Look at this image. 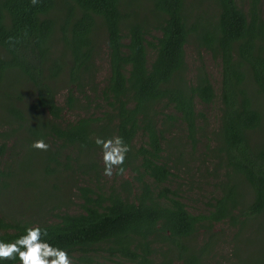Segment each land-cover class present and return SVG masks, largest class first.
<instances>
[{
    "label": "trees",
    "instance_id": "1",
    "mask_svg": "<svg viewBox=\"0 0 264 264\" xmlns=\"http://www.w3.org/2000/svg\"><path fill=\"white\" fill-rule=\"evenodd\" d=\"M260 1L0 0V48L6 53L0 55V80L9 75L30 84L33 97L25 103L22 93L13 95L0 121L8 124L0 129V202L11 198L16 191L11 178L21 181V173L25 183L34 172L68 177L58 181L64 183L74 171L88 169L97 181L103 173L98 137L123 138L129 151L117 168L133 173L131 181L111 185L107 192L80 187L81 210L76 213H53L62 201L41 208L42 197L37 201L42 212L35 217L23 215L29 211L25 206L19 208L27 209L24 213L7 211L0 216V243H13L26 228L39 227L41 240L67 255L77 252L86 262L93 258L89 252L106 246L110 256L129 264H152L154 255L157 264H219L216 250L230 239L215 225L225 224L233 229L232 243H258L264 251ZM97 30L108 64L101 84L93 80ZM189 43L219 60L217 97L201 59L194 79L187 78ZM216 98L219 124L201 162L207 159L216 173L218 195L206 202L205 211L191 213L180 195L164 186L176 162L168 164L163 153L173 145L177 150L167 138L173 131L195 145L203 130L197 121L204 116L196 103L208 105ZM75 110L73 119L65 116ZM138 133L145 143L135 147ZM41 139L46 150L32 147ZM16 198L12 200H20ZM49 214L56 220L47 221ZM13 257L0 258V264H20L15 253ZM244 258L264 264V252L225 261L240 264Z\"/></svg>",
    "mask_w": 264,
    "mask_h": 264
},
{
    "label": "rangeland",
    "instance_id": "2",
    "mask_svg": "<svg viewBox=\"0 0 264 264\" xmlns=\"http://www.w3.org/2000/svg\"><path fill=\"white\" fill-rule=\"evenodd\" d=\"M245 1V0H243ZM260 7L262 14L264 16V0L260 1ZM157 35V32H153ZM95 42L98 46V56L95 58V68L93 80L97 84H101L107 76L108 73V64L106 59V45L103 39L101 30H97L95 33ZM0 55L6 57V53L0 48ZM152 56L149 57L151 60ZM201 59L204 64V69L209 75L211 84L213 86L216 97L218 96L220 90V76L221 68L220 62L218 59H214L210 54L193 43H189L185 46V60L187 64V78L190 80L194 79L196 72V67L198 65V60ZM17 80L13 79L9 75L0 80V121L5 118L6 107L8 105L9 99L13 98V95L18 92L22 93L23 99L22 102L28 103L32 100V90L28 87L30 84H22L21 82H16ZM25 83V82H24ZM60 90V89H59ZM58 103L61 102V94L57 95ZM27 101V102H26ZM219 100L216 98L211 104L203 105L201 103H196V110L203 113V117H199L197 124L202 126L203 130L198 132L196 135L197 141L192 147L189 140H185L181 134V131H173L170 135H167V138H170L172 143L174 142L177 150L174 145L173 148H169L168 153L165 148H168V142H163L162 146L165 151L166 161L170 164L172 161V171L174 175L170 178L169 182L165 183L164 186L168 187L170 190H175L178 195H180L181 200L186 204L187 209L191 213L203 212L206 210V202L211 201L213 197L218 195L217 189V178L216 173L212 170L210 162L206 159L204 162L202 158L205 157L206 146L210 144V138L212 137V132L216 130L218 126V116H219ZM75 110L72 115L65 113V116L73 119L76 116ZM7 125H0V129L6 128ZM15 126V125H13ZM21 131V129H19ZM259 135H255V138H258ZM180 142V145L178 143ZM133 144L135 147L143 145L145 143V137L142 133H138L137 136L133 139ZM207 144V145H205ZM212 144V143H211ZM179 152L181 153L180 155ZM102 151L97 152L98 165L103 169L104 164L102 160ZM174 156H177L179 160H176ZM178 161V162H177ZM19 162H15L16 167ZM99 169V168H98ZM100 170V169H99ZM117 166H114L112 169V175H105L100 171V177L97 181L92 178V173L88 169L74 171L73 177L70 181L60 183L59 180H69L68 177H58L54 178L52 176H37L34 175L30 178L31 182H24L23 178L21 181H16L15 177H12L11 180L15 181L16 191H12V196L6 197V200L0 202V216L4 217L7 211L17 209L18 213H24L26 210L19 209L20 207H28L26 214H31L35 217V214L39 212L41 208H44L46 205L52 204L53 202L62 201L59 205V211H54L53 213L60 214L62 212L76 213L81 210L80 203L82 198H80L79 188L83 186H88L91 189H94L96 186L102 188L104 192H107L111 189V185H119L123 180L128 179L132 180V172L125 169L123 172H116ZM63 172V171H62ZM64 175V173H62ZM37 183V185H36ZM135 190V189H133ZM56 194L62 195V198H56ZM17 196V200H12L13 197ZM42 197L41 208L37 205V201ZM53 205V204H52ZM42 212V210H40ZM17 214L16 216H18ZM20 217V216H19ZM47 221L56 220L55 215L49 214ZM222 228L224 232L229 237L230 241L228 243H221L222 245L217 248V255L215 260H218L219 264H226L225 260L236 261L238 258H241L247 255L250 251L261 254L263 251L262 246H259L258 243H239L233 242L230 238L231 231L233 229L227 227L225 224L215 225V229L218 230ZM244 232L250 233L247 229L243 230ZM257 237L255 238L256 242ZM93 256L91 262H86L78 258V253L73 252L68 256L70 264H129L123 259H119L115 256H110L106 250V246H102L100 249L89 252ZM237 254V257H234ZM158 263V255H154L152 258V264ZM240 264H253L252 260L249 258H244Z\"/></svg>",
    "mask_w": 264,
    "mask_h": 264
},
{
    "label": "clouds",
    "instance_id": "3",
    "mask_svg": "<svg viewBox=\"0 0 264 264\" xmlns=\"http://www.w3.org/2000/svg\"><path fill=\"white\" fill-rule=\"evenodd\" d=\"M32 2L36 3V0ZM95 143L101 147L103 153V173L110 176L114 166L123 165L129 146L120 136L108 139L98 137ZM32 147L46 150L48 145L41 139L34 141ZM117 171L122 172L123 168L118 167ZM41 234L39 227L26 228L24 234L15 242L0 243V258L13 259L15 253L20 264H70L66 251L41 240Z\"/></svg>",
    "mask_w": 264,
    "mask_h": 264
}]
</instances>
